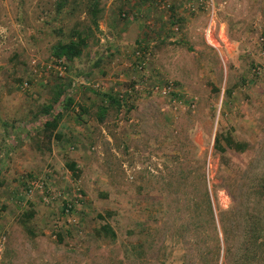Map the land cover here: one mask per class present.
<instances>
[{
    "label": "rangeland",
    "instance_id": "rangeland-1",
    "mask_svg": "<svg viewBox=\"0 0 264 264\" xmlns=\"http://www.w3.org/2000/svg\"><path fill=\"white\" fill-rule=\"evenodd\" d=\"M90 1L0 0V264H199L213 229L205 220L198 248L190 200L205 186L218 208L232 204L231 184L264 214L249 189L264 183V0H98L97 27ZM89 27L83 55L60 66L55 43ZM165 79L173 96L129 91ZM58 84L73 102L54 105L63 117L51 133ZM220 131L250 149H228L223 165ZM35 178L50 202L28 192ZM228 260L223 249L218 264Z\"/></svg>",
    "mask_w": 264,
    "mask_h": 264
},
{
    "label": "trees",
    "instance_id": "trees-1",
    "mask_svg": "<svg viewBox=\"0 0 264 264\" xmlns=\"http://www.w3.org/2000/svg\"><path fill=\"white\" fill-rule=\"evenodd\" d=\"M89 9L92 14V23L95 27L98 26V14L101 11L98 0H91L89 3ZM91 27L88 29L79 30L72 29V32L67 40L59 39L53 47V55L56 58H66L73 61L75 58L81 57L88 45L91 36ZM65 84H58L55 92V97L52 104L45 107L44 112L50 115V118L46 120L44 124L45 130L52 131L58 127L59 121L63 117L61 110L58 107L54 108L55 104L61 103L62 107H69L73 98L64 95ZM111 101L118 105H121V99L109 96ZM106 107H101L100 119L103 118L106 113ZM57 111V112H55ZM54 135V134H53ZM49 136L52 134L49 133ZM251 145L246 140L236 139L230 131L217 132L214 139V151L220 154V160L223 165H228L226 152L228 149H232L236 152H246L250 149ZM66 165L70 172L77 175V163L73 160L66 162ZM2 167L0 166V175ZM204 182V181H203ZM2 180L0 178V185ZM230 195L232 197V204L228 208H218V205L213 203V198L209 193L208 188L205 186L204 193L197 198L190 200L191 210L194 216L195 234L198 242V248H202L201 245L205 243L210 234L205 230L204 225L207 221L209 226L213 229V244L211 250L204 254L200 252L199 264H205L204 258L208 259L209 264H218L222 257V251L224 249L226 256L232 258L230 264H252V262H261L264 264V214L259 213L260 210H250L244 206L242 198H239L235 193V190L231 184L228 185ZM28 189V186H27ZM251 192L255 194L260 201L264 200V183L253 184L249 187ZM216 208V210H215ZM254 208V207H253ZM218 209V212L216 213ZM218 216V220L216 218ZM34 211L31 210L27 213V217H32ZM205 219H204V218ZM189 229L188 227L186 230ZM99 231L105 232L106 235L115 237V231L110 224H103ZM60 236L61 234L58 233ZM60 239V237H59ZM211 239V238H210ZM187 259V258H186ZM182 264H196V262H189L184 260ZM224 264V262L222 263Z\"/></svg>",
    "mask_w": 264,
    "mask_h": 264
},
{
    "label": "built area",
    "instance_id": "built-area-1",
    "mask_svg": "<svg viewBox=\"0 0 264 264\" xmlns=\"http://www.w3.org/2000/svg\"><path fill=\"white\" fill-rule=\"evenodd\" d=\"M134 58L136 60V66L139 69H143L146 65V58L143 55V51L141 49H138L134 52ZM61 58L58 59V63L61 66ZM25 85L27 86L28 83L25 82ZM99 85V84H98ZM146 87V88H145ZM152 90L155 91L157 93L162 94L163 96H173L174 93L176 92V84L174 82V80L172 79H165L163 82H160L158 80H154L153 82H151V84H148L145 86V84L143 82H136L132 88L129 89L130 93H132V91H140V90ZM49 186V182L46 179H40V178H35L33 180H31L28 184V192H34L37 189H40L41 191H43L44 193V199L47 202H50L54 196L52 195V193L50 192V188ZM64 213L69 216L68 220H74V219H70V217L73 214V210H74V202L72 200H67L66 203H64Z\"/></svg>",
    "mask_w": 264,
    "mask_h": 264
}]
</instances>
